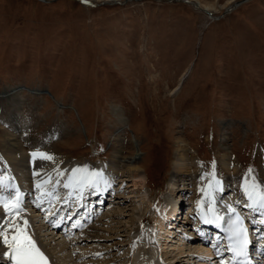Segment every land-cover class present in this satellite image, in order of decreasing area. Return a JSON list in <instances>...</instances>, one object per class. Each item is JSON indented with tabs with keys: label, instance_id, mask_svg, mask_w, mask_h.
<instances>
[{
	"label": "rangeland",
	"instance_id": "374dc122",
	"mask_svg": "<svg viewBox=\"0 0 264 264\" xmlns=\"http://www.w3.org/2000/svg\"><path fill=\"white\" fill-rule=\"evenodd\" d=\"M6 138L20 145L14 155L44 153L102 177L109 160L139 152L145 184L127 175L113 181L109 202L89 199L98 213L92 225L109 224L114 213L115 225L129 229L130 210L143 204L134 196L144 195L146 220L132 226L152 229L163 263H206L205 247L188 234L197 216H188L209 181L229 182L225 194L238 202L244 181L257 186L255 195L264 192V0H0L1 159ZM182 147L200 172L185 178L187 190L171 193L167 180ZM170 197L179 220L167 225L175 238L165 245L157 217ZM131 236L100 241L103 248L81 243L92 249L85 260L113 264L131 250Z\"/></svg>",
	"mask_w": 264,
	"mask_h": 264
},
{
	"label": "bare ground",
	"instance_id": "6f19581e",
	"mask_svg": "<svg viewBox=\"0 0 264 264\" xmlns=\"http://www.w3.org/2000/svg\"><path fill=\"white\" fill-rule=\"evenodd\" d=\"M6 139H8L9 145L6 146L4 141L2 143V145L6 147V149L3 150V153L6 155V157H3L2 159L0 158V160H2L3 165L10 170V173L7 176V171L5 170L6 174L0 179V199L14 200L16 193L19 192L21 199L20 206L22 209V211L17 216L14 213L9 214L4 210L3 206L0 205V224H5L7 221H12V223L8 226L9 239L16 233L18 229H23L26 234L30 235L32 239L36 241L37 247L40 248L41 252H43L44 256L47 258V264H82V262H84V264H93L91 261L88 262V260H85V257H87V254L92 249L89 248V252H86L85 249L81 247V243L84 242L85 244L87 242L93 241V243L97 244H95L96 246L103 248L105 247L106 243H102V245L100 241H105L111 238L120 239V237H123L124 233L128 234L129 232L132 234V243L130 245L131 250L126 255L119 257L115 254L111 262H118V264H164V259L159 254L161 252L157 251V244L151 241V236L148 229L146 228L139 232L138 228L134 229L132 226L135 223L141 226V224H143L146 220L144 216H140L143 214V204H145L144 195L141 197L132 195L137 197V200L134 203L143 204L140 206L141 208H138L136 205L130 210L132 222L129 229H127V227H123V225L120 223L115 225L116 221H114L115 219L113 220V218H115L113 217L114 213L110 215L111 219L109 218V222L114 225L109 223L103 227H99L92 225L95 222H92L91 225L87 223L88 221L83 222L84 220H89L91 214L93 220L95 219L94 216L98 215L95 210L93 211V209H90L88 203L84 199L85 196L88 197L87 199H96L98 196H100L99 201L104 199L105 204L111 200V194L114 193L113 181L123 183L124 177L127 175L129 177V181H131L134 186H141L145 184L146 171L143 168V165L140 163L141 159L139 152H136L129 157L121 156V153L117 159H113L111 161L109 160L110 162L108 161L104 167L106 175L103 177L101 176V181L99 177L90 176L91 173L98 172L96 168H88L82 163L75 165L69 163H60L59 160L55 159L54 157H52L51 160L42 159L40 156L33 157V153L19 154V152L14 155L13 152L19 151V149L15 148H20V145L18 143H14L11 140L12 138ZM1 156L2 154H0V157ZM195 159L197 158L192 156V153L189 152V149L184 147L178 149L174 153L169 178L167 180V185L171 193L176 192V189L178 188L180 190H187L188 184L185 183V178L189 177V179H193L194 177L198 176L200 167L197 163V160ZM1 164L2 163H0V168L3 171L4 166ZM221 164L226 170L234 171L236 169L235 164L232 163L229 157L221 158ZM76 169H81L82 171L75 172L74 170ZM64 173H66L65 177L63 176ZM59 175L63 176V181H60L59 184L58 182H55V180L54 184L52 185L53 177ZM84 177H88L89 180L95 181V185L91 183H80L81 179ZM110 178L112 182L109 184L106 179L109 180ZM76 181L78 182L77 185H75ZM216 182L217 180L211 179L207 188L203 192V195L200 197V200L196 201L197 205L195 207V211L199 214L200 219H203L202 221H204V219L207 217H213L214 215L211 213L212 210L221 207L224 201H232L231 198L229 199L228 195H225V193H227L226 188L229 185V182H223L222 180L219 181V184ZM61 183H63V186H61ZM38 184L40 185L39 188L37 187ZM66 184L68 187H65ZM89 184H91L93 187L91 190L88 189ZM49 185L52 186L50 187ZM242 185L244 189V193L242 194H245L246 187H248L250 191H253L248 181H244ZM42 188H45L46 190L43 191L46 192L45 199L39 195ZM207 196H210V203L208 204L206 202ZM147 197L149 198V194ZM246 197L247 198L242 199V203H244L248 209L252 208L253 210H264V208H260L258 204L254 205L253 201L248 199V196ZM171 199H167L166 206L159 209L160 211L157 217V226L161 230L164 229L166 232H171L170 234L172 235L173 232L169 229L173 227V223L175 224L179 220V217L176 215L179 214V202L176 199ZM84 202H86V204L82 205ZM37 204H39V207H37ZM81 205L82 207H79ZM250 205L252 206L250 207ZM117 213H124V211L122 209H118ZM194 213L195 212H190V215L187 216L190 218L194 215ZM77 214H79L80 217H83V220L80 221V217H76ZM171 214L173 215L171 216ZM133 215L140 217H138L135 221L133 219ZM25 221H27V224H25ZM62 221V229L54 232L55 226ZM166 225H170L171 227H167ZM65 228L67 229V232L64 235L63 230ZM199 230L202 231L203 229L199 228ZM189 233L191 234V232H188V234ZM185 236H187V234ZM184 240L179 239L182 246ZM85 245L84 247H86ZM196 246L197 249H202L199 243ZM161 248H164V246L161 245ZM98 249L99 248L95 250L96 254L94 253V256L99 255L97 253ZM189 249L188 251L190 252L191 250ZM75 250L80 254L79 257H82L81 259L83 261H78L76 258L72 257V253L75 252ZM177 250H179L178 252L183 253L182 248ZM6 251L9 250L4 245L3 239L0 238V264H12V261L9 260L8 257L3 256V253ZM106 252H111V248H109V250ZM57 253H59L60 256H58ZM206 253L209 254L210 252L207 250ZM91 259L93 260L94 258L91 257Z\"/></svg>",
	"mask_w": 264,
	"mask_h": 264
},
{
	"label": "snow or ice",
	"instance_id": "6c2138e0",
	"mask_svg": "<svg viewBox=\"0 0 264 264\" xmlns=\"http://www.w3.org/2000/svg\"><path fill=\"white\" fill-rule=\"evenodd\" d=\"M33 157L40 156L42 159L51 160L52 157L46 155L44 153H33ZM75 172L82 171L81 169L74 170ZM251 171V170H249ZM91 177H100L101 173L93 172L90 174ZM80 183H91L95 185V181L89 180L88 177H84L81 179ZM219 184V181L216 182ZM39 188L40 185L38 184ZM65 187H68L66 184ZM256 185L253 184L251 188L253 190L256 189ZM245 194L248 196V199L253 201V204H258L260 208H264V192L254 195L253 191H250L248 187L245 188ZM0 205L3 206L4 210L9 214L19 215L22 211L21 209V199L20 193L17 192L14 200H4L0 199ZM252 205H250L251 207ZM39 207V204H37ZM235 211V209H232ZM220 217H216V220H219ZM205 223H212L214 221L209 220L207 218L204 219ZM12 223V221H7L5 224H0V238L3 239L4 245L7 247L9 251L3 253V256L8 257L9 260L12 261V264H47V258L44 256V253L41 252L40 248L37 247L36 241L32 239V237L23 229H18L14 235L9 239L8 236V226ZM264 223V220L261 221ZM27 224V221H25ZM233 231V239L235 241L234 247L230 250L234 252L235 256H243L247 257V247L249 244L248 232L247 229L243 227L240 223V217H236L235 225L232 228Z\"/></svg>",
	"mask_w": 264,
	"mask_h": 264
},
{
	"label": "water",
	"instance_id": "95a60500",
	"mask_svg": "<svg viewBox=\"0 0 264 264\" xmlns=\"http://www.w3.org/2000/svg\"><path fill=\"white\" fill-rule=\"evenodd\" d=\"M237 5V4H236ZM230 8H232V7H230Z\"/></svg>",
	"mask_w": 264,
	"mask_h": 264
}]
</instances>
